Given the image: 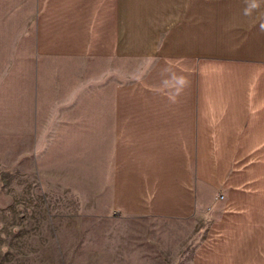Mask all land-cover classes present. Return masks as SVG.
I'll list each match as a JSON object with an SVG mask.
<instances>
[{
  "label": "crops",
  "instance_id": "crops-1",
  "mask_svg": "<svg viewBox=\"0 0 264 264\" xmlns=\"http://www.w3.org/2000/svg\"><path fill=\"white\" fill-rule=\"evenodd\" d=\"M248 1L15 0L6 13L14 31L0 62L14 63L20 82L25 70L33 95L40 65H84L47 107L52 143L109 145L115 208L192 220L201 144L260 161L226 192L194 264H264V0ZM252 25L248 62L234 52Z\"/></svg>",
  "mask_w": 264,
  "mask_h": 264
},
{
  "label": "rangeland",
  "instance_id": "rangeland-1",
  "mask_svg": "<svg viewBox=\"0 0 264 264\" xmlns=\"http://www.w3.org/2000/svg\"><path fill=\"white\" fill-rule=\"evenodd\" d=\"M14 5L15 0H0L2 47L6 29L13 36L14 17L8 16L10 21L6 13ZM242 42L247 46L234 54L254 61V25ZM82 66L40 65L39 94L33 95L25 70L20 82L14 63L0 62V264H194L209 227L221 215L226 192L260 161L250 151L231 160L218 145L201 144L199 202L192 220L122 212L112 202L109 145L52 143L56 113L47 107L63 102L62 83ZM138 66L129 64L134 71ZM18 84L22 95L15 94Z\"/></svg>",
  "mask_w": 264,
  "mask_h": 264
}]
</instances>
